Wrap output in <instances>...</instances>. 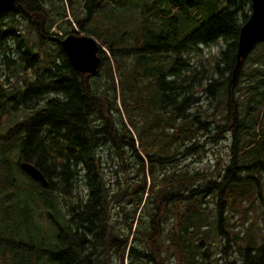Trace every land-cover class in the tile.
Listing matches in <instances>:
<instances>
[{"label": "trees", "instance_id": "16d2710c", "mask_svg": "<svg viewBox=\"0 0 264 264\" xmlns=\"http://www.w3.org/2000/svg\"><path fill=\"white\" fill-rule=\"evenodd\" d=\"M63 1L17 0L15 11L0 13L3 57H24V68L35 70L24 72V86L0 93V264H113L114 258L166 264L168 251L185 264V248L192 244L194 257L198 252L197 210L205 208L196 186L208 180L206 173L215 181L226 168L214 175L181 170L178 158L201 157L205 145H218L227 129L225 110L237 109L228 172L217 178L218 214L212 207L221 224L227 192L241 182L234 168L246 144L247 107L264 96L256 89L264 84L260 55L247 74L252 84L245 86L247 99L239 97L241 107L236 97L244 64L236 69L237 42L251 1L212 0L209 9L204 0H100L93 12L98 0H87L82 13H93L73 17L107 50L99 51L103 79L100 71L94 77L76 72L50 32L51 10L65 12ZM68 2L70 10L82 5ZM114 5L122 14L114 17ZM191 7L204 10H197L199 24L190 32L184 28ZM103 8L110 9L105 22ZM221 40L218 56H207ZM21 162L35 166L48 185L30 183ZM251 252L247 264H264L263 247Z\"/></svg>", "mask_w": 264, "mask_h": 264}, {"label": "rangeland", "instance_id": "374dc122", "mask_svg": "<svg viewBox=\"0 0 264 264\" xmlns=\"http://www.w3.org/2000/svg\"><path fill=\"white\" fill-rule=\"evenodd\" d=\"M56 1L59 0H50L52 3H56ZM75 2H78V0H73L71 3L73 8H75ZM87 2V0H82L81 7L78 6L80 9L70 10L71 7L68 0H64L62 3L64 5L65 12H60L61 8H59V11L51 10L50 16L56 19L55 23L50 29V32L55 36L54 38H60L61 40L65 37L64 35L66 33H72L74 29L81 32L78 26L74 24L73 14L82 20L85 18V16L91 14L87 13V9H84L85 11L82 13L83 9L81 8H85V4H87ZM204 3L205 8L210 9L211 3L216 2L212 0H204ZM51 5L54 7V4ZM114 7H116L113 11L114 17L116 15L122 14L119 6L114 5ZM94 8L91 4L90 11H92ZM200 9L204 10V8L197 7L194 9L191 7L189 9L188 14H193V18L190 25H185L184 29H190L191 32L198 26L199 22L194 20L199 17L198 14L200 13L197 10ZM109 10L110 9L105 10V8L100 10L99 17H101L103 22H105L104 15L108 14ZM246 10H249L246 12L248 13L247 15L250 16L251 3L248 4ZM87 18L90 19V17ZM84 25L88 26L89 22L84 23ZM70 28H72V30H70ZM223 45L224 42L221 40L220 42H217V44H212L211 47L204 52L210 57H213L214 55L218 56ZM186 46L187 49H190L187 51V54L189 55L192 52L191 48L193 46L189 43ZM103 50L104 53L108 55L107 50L105 48H103ZM260 55H264V42L256 45L244 60L243 68L241 69L243 74H241V77L238 78L236 82V87L240 91L239 93H236L237 98L242 96L244 99H247V97L250 95V93L246 91L247 89L245 86L248 84V82L252 84V79H250V77L248 78L247 74L254 67L255 61L260 58ZM34 71L35 70L29 68L26 70V73L31 75ZM99 71L102 73L100 79H103L106 74L105 69H99ZM243 88L245 89L243 90ZM256 89H258L260 92H263L264 84L258 83ZM241 102L242 98H239V107H241ZM117 103L120 104L119 101H117ZM254 103L251 105V107H247L248 119L247 124L245 125L247 132L245 137L247 139H244L246 144L244 147L241 145L240 153L236 160L237 163L240 164L239 168H241L238 176L241 182L238 185L232 186L233 188L231 187L227 192L226 201L228 205L226 208L223 207L221 224L218 223V216L215 218L216 214L212 209L213 205L211 206L206 204L205 208L207 210L203 207L198 208L197 221L195 223L196 235L194 236L195 242H198V250L195 248V250L198 252L194 257L192 253L194 250L192 248V244L189 245L187 249L185 248L183 255L185 264H242L241 258L242 255L244 256L243 249L254 248L257 250L260 247L264 248V142H258L260 138L264 137V96H260L259 100L257 98ZM135 112L138 113L137 111ZM258 129L259 132H256ZM241 140L242 138L240 141ZM251 142H253L252 146H250ZM205 146L206 147L204 150L206 151L203 153L201 152L202 158L207 157V159H211L214 162L216 157L219 160L218 163L221 164L219 167H224L230 163L232 158L230 154L232 145H229L228 142H220L216 147H213L212 145ZM197 157L198 156L191 157V159L186 160L185 168L186 166L190 167L191 169L203 168L207 165V163L204 161L202 164H200V160L194 164V161L196 160L194 158ZM243 168H249V170H245ZM21 173L29 178V181L34 184V186L43 188L42 185L40 186L38 183H36L37 180L30 178L22 171ZM3 207L4 204H0V208L2 209ZM207 211L211 212V217L213 218L212 220L207 214ZM49 212L52 211L49 210ZM44 218L45 215L43 211H41V219L43 220ZM214 218L216 219V222L214 221ZM164 228L168 229V226L165 227L164 225ZM189 236L190 238L192 237L191 235ZM233 237L238 239V244L231 242ZM164 255L168 256L167 260L165 261L166 264H178L176 258L172 255V251H168V254L165 253ZM123 262L124 264H130V261L127 258L124 259ZM112 263L119 264L121 262L117 258H114Z\"/></svg>", "mask_w": 264, "mask_h": 264}, {"label": "water", "instance_id": "95a60500", "mask_svg": "<svg viewBox=\"0 0 264 264\" xmlns=\"http://www.w3.org/2000/svg\"><path fill=\"white\" fill-rule=\"evenodd\" d=\"M16 9V0H0V13L12 12ZM264 42V0H251V14L241 27L238 36L236 69L243 59L255 48ZM62 52L66 55L71 67L82 75L96 76L101 64L99 51L102 46L92 36L79 34L59 40ZM22 172L39 181L42 186L48 185L47 180L31 164L21 162Z\"/></svg>", "mask_w": 264, "mask_h": 264}, {"label": "flooded vegetation", "instance_id": "af4514ba", "mask_svg": "<svg viewBox=\"0 0 264 264\" xmlns=\"http://www.w3.org/2000/svg\"><path fill=\"white\" fill-rule=\"evenodd\" d=\"M16 3H17V0H16ZM99 3H100V0H98V5L93 9V12L98 10L97 8H99V5H100ZM12 12H7V13H12ZM35 32L39 33L40 29L36 28ZM3 39L5 41H8V45H9V41L13 42V38L12 37L8 38V36H7V37H3ZM16 50L19 51V52L22 51L17 46H16ZM7 52L9 54H11V50L7 49ZM3 56H4V51L0 47V93L6 94V93L10 92L11 88L13 86H15L16 83H18L19 86H24V84H23V78H24L23 74L27 70V68L26 69L24 68L26 66L27 60L24 57L21 60L19 58H4ZM20 63H22L23 66L22 67H17V65L20 64ZM12 67H14V69H18V76H15V74L12 71ZM234 76H235V74H234V70H233V72L231 74V83H234ZM8 86H10V87H8ZM229 98H233V96L229 95ZM236 110H237L236 108H232V107H230V108L225 110V118H224V120L226 121V118L228 120L227 129H226L225 132H223L221 134V138L218 141V143L226 141V142L229 143V145L233 144V140H234L233 129H234V126L237 123L238 118H239V116H238L239 113H237ZM216 115H217V113H216ZM216 120H218V116L216 117ZM210 145H212L213 147L217 146V145L215 146L213 144H210ZM194 159H196L194 161V164H196L199 160L201 161L200 164H202L203 161L205 163H207V165L204 166L203 168H194L195 170H199L201 172L210 170L212 175L215 174V170L217 168H219V165H221V164L218 165V161L219 160L216 157H215L214 162L211 159H207V157L206 158L197 157V158H194ZM178 161L180 162L179 163V167H181V170H184L185 169V164H186L184 156L181 157V158H178ZM229 164L230 163H228L226 166L223 167V168H226V173L228 172L227 168H228ZM240 169L241 168H239V167L238 168H234V170L235 171L238 170V172L241 171ZM243 169H245V168H243ZM225 174L221 175L220 177L219 176H215L216 180L214 181L213 178L210 177L211 175L206 173L204 178H208V180L205 179V180L199 181V183L196 186V188L199 190V193L203 195V203H204V205H206V203H207L208 205H211V206L213 205L212 207L215 210L218 209V198H217V193H218V187H217L218 186V181L217 180L218 179L217 178L223 180L224 177H225ZM179 191H180L179 195H178L179 203H180V205H184L185 190H184L183 186L179 189ZM243 251H244V256L242 255L241 261H242V264H247L248 257L250 256L251 253H252L251 255H253L254 251L251 252L250 248L243 249ZM226 264H228V263H226ZM230 264H234V263H230Z\"/></svg>", "mask_w": 264, "mask_h": 264}, {"label": "bare ground", "instance_id": "6f19581e", "mask_svg": "<svg viewBox=\"0 0 264 264\" xmlns=\"http://www.w3.org/2000/svg\"><path fill=\"white\" fill-rule=\"evenodd\" d=\"M66 15V14H65ZM74 24H75V20H74ZM74 26V25H73ZM70 30H72V28H70ZM79 34H87V33H84V32H79V31H77V30H73V32L72 33H66L64 36V38H66V37H69V36H73V35H75V36H78ZM67 35V36H66ZM60 39V38H59ZM62 40V39H61ZM30 164V163H29ZM32 165V164H31ZM33 166V165H32ZM35 167V166H34ZM36 168V167H35ZM37 169V168H36ZM38 170V169H37ZM39 171V170H38ZM40 172V171H39ZM41 173V172H40ZM27 175V174H26ZM41 175L43 176V174L41 173ZM29 177L30 178H32L30 175H29ZM44 177V176H43ZM45 179V178H44ZM31 183V182H30ZM36 183H38L40 186L42 185L39 181H37ZM43 188H44V186H43Z\"/></svg>", "mask_w": 264, "mask_h": 264}]
</instances>
